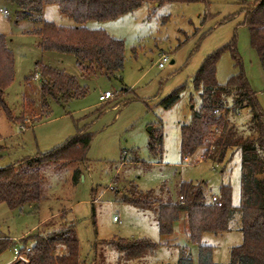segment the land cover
I'll return each mask as SVG.
<instances>
[{"label": "rangeland", "instance_id": "rangeland-1", "mask_svg": "<svg viewBox=\"0 0 264 264\" xmlns=\"http://www.w3.org/2000/svg\"><path fill=\"white\" fill-rule=\"evenodd\" d=\"M240 1L147 3L116 20L89 21L84 24L86 28L103 30L122 41L123 69L112 78L102 73L82 78L72 55L41 51L39 37L33 33L39 24L17 21L15 6L0 0V35L14 62V78L4 96L13 120L0 109V169L49 152L75 135L76 120L82 119V128L89 121H85V115L102 110L89 124L92 139L86 161L62 167L52 163L41 166L43 200L39 204L15 210L0 205V244L9 245L0 250V264H22L20 260L13 262V246L19 248L24 242L21 239L51 233L64 223L75 229L83 264H178L182 253L197 264V246L187 237L184 215L174 223L170 235L158 233L156 210L160 205L179 202L183 182L202 187L208 201L218 198L221 186L230 187L234 210L228 230L201 237L202 245L212 247L213 264H229L232 248L242 243L240 154L229 150L221 160L203 157L195 163V158L182 161L179 147L180 127L190 121L192 111L200 105L193 77L208 55L228 44H233L241 64L235 65L229 51L222 52L216 64L217 84L227 85L242 71L264 114V75L250 47L248 28L241 24ZM204 16L207 19L201 25ZM41 18L60 27L76 26L54 4L44 6ZM161 54L169 60L159 69L156 61ZM36 62L77 77L86 87V95L65 103L46 100L43 107L38 78H31ZM177 89L181 90L176 102L169 109L163 108L161 102ZM105 91L113 92L114 99L100 103L98 97ZM226 116L228 128L237 135L247 133V109L236 115L228 110ZM21 123L26 130L21 131ZM152 130L162 134L161 154L148 150ZM76 169L80 176L74 182ZM131 196L152 207L136 208L125 201ZM51 213L56 217L45 222ZM119 239L143 240L150 246L137 257L128 256L117 249L115 242Z\"/></svg>", "mask_w": 264, "mask_h": 264}, {"label": "trees", "instance_id": "trees-1", "mask_svg": "<svg viewBox=\"0 0 264 264\" xmlns=\"http://www.w3.org/2000/svg\"><path fill=\"white\" fill-rule=\"evenodd\" d=\"M8 1L16 8L17 21L33 20L39 24L33 32L39 37V49L43 52L54 51L72 55L82 78H90L96 73L112 78L122 71L124 59L122 41L109 36L103 30L88 29L84 26L85 23L116 20L147 3H205V0ZM48 4L56 5L59 13L70 18L76 26L60 27L42 20L43 8ZM240 4L243 6L240 9L243 13L241 24L248 28L250 47L256 52L264 75V0H255L252 3L241 0ZM206 19L204 16L201 25ZM224 51L232 54L235 65L240 63L233 44L218 49L202 61L192 82L194 90L199 93L200 105L196 111H192L190 121L180 127V157L182 161L199 155L221 160L229 150L239 152L238 211L242 243L232 248L229 264H264V114L242 71L234 75L227 85L217 84L216 64ZM35 76H38V91L43 107L46 100L65 103L82 98L87 93L86 87L79 84L77 77L41 62L34 64L31 78ZM13 78V55L7 48L5 38L0 35V109L5 111L9 120H13V117L10 116L4 96ZM180 90L173 91L161 102L163 108L169 109L176 102ZM243 108L248 110L250 121L247 133L237 135L228 128L226 115L228 110L236 115ZM101 112L102 110H98L85 115V121H89L82 128H79L82 119L76 120L75 135L49 152L38 153L0 169V205L4 204L10 210H15L25 205L39 204L43 200L41 166L52 163L62 167L86 161L92 139V135L88 133L89 124L97 119ZM214 132H218V135L215 136ZM147 147L152 154L162 153L160 130L151 131ZM79 176L80 171L76 169L73 172L74 182ZM131 189L135 192L134 187ZM218 194L215 201H208L202 187L183 182L179 202L160 205L156 210L158 233L161 236L170 235L174 223L184 215L187 237L197 246V264H213L212 247L201 244L202 235H216L228 230L229 219L234 210L230 200V187L221 186ZM125 201L139 209L152 207L145 200L136 199L134 196L125 197ZM21 240H24L21 245L22 253H25V246L30 247V251L25 253L27 263L22 264H83L72 224L64 223L51 233L37 234ZM115 245L121 253L137 257L150 243L143 240L129 242L119 239ZM6 246H9L8 243L0 244V250ZM178 264H192L190 256L182 253Z\"/></svg>", "mask_w": 264, "mask_h": 264}, {"label": "built area", "instance_id": "built-area-1", "mask_svg": "<svg viewBox=\"0 0 264 264\" xmlns=\"http://www.w3.org/2000/svg\"><path fill=\"white\" fill-rule=\"evenodd\" d=\"M168 60L169 59H168L167 55L161 54L159 56V58L157 59V61H156V66L159 69H162L164 67V65L168 62ZM35 78L37 79L38 76H35ZM113 99H114V93L111 92V91H105L104 93L100 94L99 97H98V101L100 103H106L107 101L113 100ZM212 201H215V199H212ZM29 251H30V247L25 246V253H27ZM25 253L21 252V247L17 248L15 246H13L12 247V254H13L12 260H13V262H16V261L20 260V261H23V263H27V258L25 256ZM23 256L25 258H23Z\"/></svg>", "mask_w": 264, "mask_h": 264}, {"label": "crops", "instance_id": "crops-1", "mask_svg": "<svg viewBox=\"0 0 264 264\" xmlns=\"http://www.w3.org/2000/svg\"><path fill=\"white\" fill-rule=\"evenodd\" d=\"M103 93H104V92H103ZM109 101H110V100H109ZM109 101H107V102H109ZM30 103H31V102H30ZM31 104H32V103H31ZM34 118H35V117H34ZM27 121H28V120H27ZM27 121H26V122H27ZM26 122H25V123H26ZM24 125H25V124H22V123L20 124V127H21L20 129H21V131H23V130H26V129H27V128H24V127H23ZM2 152H3V151H2ZM188 159H190V158H188ZM195 160H196V162H195V163H197V162H200V161H202V160H203V157H202L201 155H199V156H196V157H195ZM95 195H96V194H95ZM56 215H57L56 213H51V215H50V216H48V217L45 219V220H46L45 222H47V221H48V220H50V219H53V218H55V217H56ZM43 221H44V220H43ZM45 222H44V223H45ZM44 223H43V224H44ZM35 229H36V228H35ZM33 230H34V229H33Z\"/></svg>", "mask_w": 264, "mask_h": 264}, {"label": "water", "instance_id": "water-1", "mask_svg": "<svg viewBox=\"0 0 264 264\" xmlns=\"http://www.w3.org/2000/svg\"><path fill=\"white\" fill-rule=\"evenodd\" d=\"M170 63H173V61H171Z\"/></svg>", "mask_w": 264, "mask_h": 264}]
</instances>
